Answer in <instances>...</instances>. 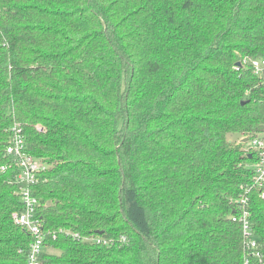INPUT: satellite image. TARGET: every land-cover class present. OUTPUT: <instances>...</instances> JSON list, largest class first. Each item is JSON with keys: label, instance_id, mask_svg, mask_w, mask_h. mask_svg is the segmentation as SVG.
I'll return each mask as SVG.
<instances>
[{"label": "trees", "instance_id": "trees-1", "mask_svg": "<svg viewBox=\"0 0 264 264\" xmlns=\"http://www.w3.org/2000/svg\"><path fill=\"white\" fill-rule=\"evenodd\" d=\"M249 58L264 0H0V264H26L33 240L16 133L46 166L39 264H264Z\"/></svg>", "mask_w": 264, "mask_h": 264}, {"label": "built area", "instance_id": "built-area-1", "mask_svg": "<svg viewBox=\"0 0 264 264\" xmlns=\"http://www.w3.org/2000/svg\"><path fill=\"white\" fill-rule=\"evenodd\" d=\"M244 63L250 64L256 75L264 76V58L245 59ZM25 147L24 138L19 133H16L9 151L17 155L18 166L21 169L18 174V181L22 184L25 210L22 213H16L14 216L16 223L21 224L33 236L26 264H39L40 255L47 246L46 238L48 236L39 219L35 217L39 200L33 195L31 188L38 180L37 172L45 169L46 166L39 159L27 153ZM248 147V151L255 157L252 167L255 170L256 183L263 187L261 188V196L264 197V129L258 135L249 139ZM5 168L3 167V169ZM245 200H241V208H243ZM239 219L242 222L245 244L251 253L254 254L258 247V241L254 235L248 211H242Z\"/></svg>", "mask_w": 264, "mask_h": 264}, {"label": "water", "instance_id": "water-1", "mask_svg": "<svg viewBox=\"0 0 264 264\" xmlns=\"http://www.w3.org/2000/svg\"><path fill=\"white\" fill-rule=\"evenodd\" d=\"M249 139L248 138H244L243 139V142H247Z\"/></svg>", "mask_w": 264, "mask_h": 264}, {"label": "rangeland", "instance_id": "rangeland-1", "mask_svg": "<svg viewBox=\"0 0 264 264\" xmlns=\"http://www.w3.org/2000/svg\"><path fill=\"white\" fill-rule=\"evenodd\" d=\"M249 59H253V58H249ZM230 138L232 139V138H234V136H231ZM247 145H249V142L247 143Z\"/></svg>", "mask_w": 264, "mask_h": 264}]
</instances>
